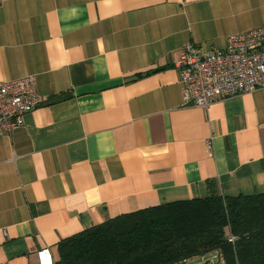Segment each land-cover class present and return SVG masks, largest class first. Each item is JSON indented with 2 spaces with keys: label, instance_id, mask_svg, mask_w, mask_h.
<instances>
[{
  "label": "crops",
  "instance_id": "obj_1",
  "mask_svg": "<svg viewBox=\"0 0 264 264\" xmlns=\"http://www.w3.org/2000/svg\"><path fill=\"white\" fill-rule=\"evenodd\" d=\"M264 25V0H0V81L41 102L0 132V264L177 199L264 192V87L186 105L188 44Z\"/></svg>",
  "mask_w": 264,
  "mask_h": 264
},
{
  "label": "trees",
  "instance_id": "obj_2",
  "mask_svg": "<svg viewBox=\"0 0 264 264\" xmlns=\"http://www.w3.org/2000/svg\"><path fill=\"white\" fill-rule=\"evenodd\" d=\"M210 253L224 264H264V192L215 193L121 214L63 239L55 264H182Z\"/></svg>",
  "mask_w": 264,
  "mask_h": 264
},
{
  "label": "built area",
  "instance_id": "obj_3",
  "mask_svg": "<svg viewBox=\"0 0 264 264\" xmlns=\"http://www.w3.org/2000/svg\"><path fill=\"white\" fill-rule=\"evenodd\" d=\"M177 67L186 105L209 108L216 100L264 87V25L230 35L221 49L202 52L188 44ZM40 102L35 75L0 81V132L24 125L26 115ZM37 257L39 264H55L50 248H42Z\"/></svg>",
  "mask_w": 264,
  "mask_h": 264
},
{
  "label": "rangeland",
  "instance_id": "obj_4",
  "mask_svg": "<svg viewBox=\"0 0 264 264\" xmlns=\"http://www.w3.org/2000/svg\"><path fill=\"white\" fill-rule=\"evenodd\" d=\"M207 262V264H224V261L216 256L215 253H210L203 257H193L189 258L185 263L182 264H201Z\"/></svg>",
  "mask_w": 264,
  "mask_h": 264
},
{
  "label": "water",
  "instance_id": "obj_5",
  "mask_svg": "<svg viewBox=\"0 0 264 264\" xmlns=\"http://www.w3.org/2000/svg\"><path fill=\"white\" fill-rule=\"evenodd\" d=\"M210 191H211V193L215 194L216 193V188L212 186L210 188ZM201 264H204V263H201Z\"/></svg>",
  "mask_w": 264,
  "mask_h": 264
}]
</instances>
